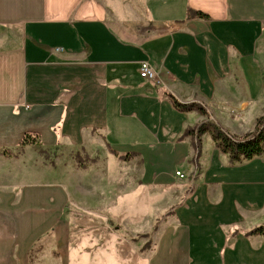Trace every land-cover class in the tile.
<instances>
[{"label":"crops","instance_id":"obj_1","mask_svg":"<svg viewBox=\"0 0 264 264\" xmlns=\"http://www.w3.org/2000/svg\"><path fill=\"white\" fill-rule=\"evenodd\" d=\"M145 61L158 83L141 79ZM263 93L264 0H0V264H34L36 247L45 257L62 199L42 180L65 146L85 168L111 153L173 182L185 168L192 183L168 190L179 196L149 264H264V235H246L264 226V154L231 165L207 132L197 158L185 135ZM29 134L39 143L22 145Z\"/></svg>","mask_w":264,"mask_h":264},{"label":"rangeland","instance_id":"obj_2","mask_svg":"<svg viewBox=\"0 0 264 264\" xmlns=\"http://www.w3.org/2000/svg\"><path fill=\"white\" fill-rule=\"evenodd\" d=\"M253 105L252 109L248 106L250 110L242 113V117L240 110L212 114L225 131L242 137L254 132L256 118L264 116V95L254 98ZM246 114L251 117L248 121L245 120ZM62 151L60 156L54 151L47 154L46 164L50 168L54 166V172L42 181L49 184L47 190L51 192H54L52 185L59 184L56 190H60L62 209L61 214L52 213L54 221L60 222L52 223L47 230L46 254L45 257L40 256V264H149L153 236L171 217L174 196L179 194L169 193L170 189L192 183L190 177H184L185 168L178 167L180 169L176 171L173 182L164 170L161 175L148 176L149 173L144 171L145 161L134 166L131 165L133 161L125 164L121 160L120 167L119 159L114 160L111 153L107 161H94L82 169L78 165L83 160L86 166L87 160L75 158L74 151L70 153L68 146ZM248 162L242 160L230 164L246 165ZM101 163L104 166L102 170L98 167ZM58 200L56 196L55 201ZM54 228L61 234L58 238L54 237ZM106 238L109 239V247L102 254L101 245ZM91 240L99 250L89 248L87 251ZM39 248L31 252L34 264H38L37 253L43 249Z\"/></svg>","mask_w":264,"mask_h":264},{"label":"trees","instance_id":"obj_3","mask_svg":"<svg viewBox=\"0 0 264 264\" xmlns=\"http://www.w3.org/2000/svg\"><path fill=\"white\" fill-rule=\"evenodd\" d=\"M207 18V15L189 10L188 18ZM173 100L174 106L180 111H189L197 109L203 115H208L206 107L196 104H182L177 101L174 97L170 96ZM257 126L254 132L247 133L242 137L233 136L230 132L225 131L217 122L209 120L201 125L187 128L185 135L192 137L193 145L198 158L201 154L202 141L201 136L207 132L211 133L212 139L217 149L223 154L229 156L230 162H241L242 160H253L254 158L261 157L264 154V116L260 117L256 121ZM37 134H29L22 142V145L26 144H38ZM131 155L122 156L121 159L124 161L129 160ZM80 159V158H79ZM83 161V160H82ZM79 164L81 168H85L82 163ZM247 236L264 235V226L253 229L246 233Z\"/></svg>","mask_w":264,"mask_h":264},{"label":"built area","instance_id":"obj_4","mask_svg":"<svg viewBox=\"0 0 264 264\" xmlns=\"http://www.w3.org/2000/svg\"><path fill=\"white\" fill-rule=\"evenodd\" d=\"M139 75L141 79L149 82H159L158 74L149 62H142L139 69Z\"/></svg>","mask_w":264,"mask_h":264}]
</instances>
